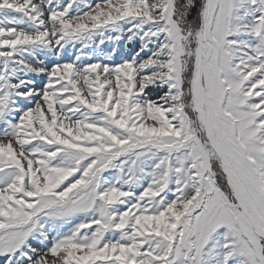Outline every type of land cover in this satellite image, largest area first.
Here are the masks:
<instances>
[{"label":"snow or ice","instance_id":"snow-or-ice-1","mask_svg":"<svg viewBox=\"0 0 264 264\" xmlns=\"http://www.w3.org/2000/svg\"><path fill=\"white\" fill-rule=\"evenodd\" d=\"M0 264H264V0H0Z\"/></svg>","mask_w":264,"mask_h":264},{"label":"rangeland","instance_id":"rangeland-1","mask_svg":"<svg viewBox=\"0 0 264 264\" xmlns=\"http://www.w3.org/2000/svg\"><path fill=\"white\" fill-rule=\"evenodd\" d=\"M89 3H96L97 0H88ZM112 45L110 44H106L104 46V52L107 53L111 50ZM118 51H117V55L111 60L109 61L106 58H102L103 62H114V63H119L122 59L124 58H129L131 56V53L135 50L136 47H138V42H133L132 44H126L125 42H120L119 45L116 46ZM74 49L69 48L63 55V57L61 58V62L70 60L73 55H74ZM90 62V61H87ZM35 79L37 80V84L38 85H42L43 80L45 79L44 77H35ZM156 91L149 89L148 90V96L150 98L155 99L156 97Z\"/></svg>","mask_w":264,"mask_h":264},{"label":"trees","instance_id":"trees-1","mask_svg":"<svg viewBox=\"0 0 264 264\" xmlns=\"http://www.w3.org/2000/svg\"><path fill=\"white\" fill-rule=\"evenodd\" d=\"M197 2H198V0H197Z\"/></svg>","mask_w":264,"mask_h":264}]
</instances>
